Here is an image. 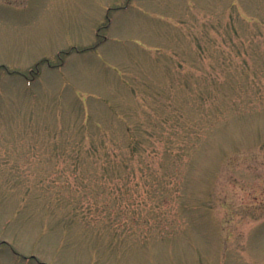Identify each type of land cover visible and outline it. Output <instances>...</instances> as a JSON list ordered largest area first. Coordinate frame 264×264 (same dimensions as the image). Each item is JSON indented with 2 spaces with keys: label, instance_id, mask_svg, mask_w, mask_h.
I'll return each mask as SVG.
<instances>
[{
  "label": "rangeland",
  "instance_id": "374dc122",
  "mask_svg": "<svg viewBox=\"0 0 264 264\" xmlns=\"http://www.w3.org/2000/svg\"><path fill=\"white\" fill-rule=\"evenodd\" d=\"M0 264H264V0H0Z\"/></svg>",
  "mask_w": 264,
  "mask_h": 264
}]
</instances>
